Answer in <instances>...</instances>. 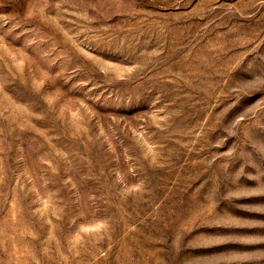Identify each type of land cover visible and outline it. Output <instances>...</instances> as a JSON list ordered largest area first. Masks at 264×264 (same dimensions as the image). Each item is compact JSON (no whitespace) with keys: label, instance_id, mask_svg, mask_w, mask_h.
Wrapping results in <instances>:
<instances>
[{"label":"rangeland","instance_id":"rangeland-1","mask_svg":"<svg viewBox=\"0 0 264 264\" xmlns=\"http://www.w3.org/2000/svg\"><path fill=\"white\" fill-rule=\"evenodd\" d=\"M0 264H264V0H0Z\"/></svg>","mask_w":264,"mask_h":264}]
</instances>
